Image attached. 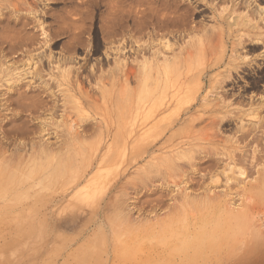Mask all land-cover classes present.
<instances>
[{"label": "rangeland", "instance_id": "obj_1", "mask_svg": "<svg viewBox=\"0 0 264 264\" xmlns=\"http://www.w3.org/2000/svg\"><path fill=\"white\" fill-rule=\"evenodd\" d=\"M249 6L264 0H0V170L13 172V197L23 198L6 218L10 193L0 204V264H264V108L248 115L264 88L242 79L212 90L199 80L232 45L262 62V48L241 46L254 36ZM161 44L170 47L158 64L175 70L162 69L166 95L156 101V85L146 94L138 81ZM229 88L242 98L224 99ZM203 133L217 142L196 141ZM230 144L236 165L224 156ZM210 156L217 166L204 163ZM229 188L240 222L206 199ZM138 227L151 234L109 245Z\"/></svg>", "mask_w": 264, "mask_h": 264}, {"label": "bare ground", "instance_id": "obj_2", "mask_svg": "<svg viewBox=\"0 0 264 264\" xmlns=\"http://www.w3.org/2000/svg\"><path fill=\"white\" fill-rule=\"evenodd\" d=\"M232 1V0H231ZM233 3V2H232ZM252 4V3H251ZM238 6V5H237ZM232 7H235V5L233 4V6ZM239 7V6H238ZM250 8L248 9V12H247V14L248 13H253V14H255V16H257V21L254 23V24H249V23H247V24H245V29H247L246 31L247 32H250L251 34H253L254 36L253 37H248V39H246V41H244L243 43H242V45L241 44H238V45H241V46H244V43L246 42V44H245V46L247 47V53H255V52H257L260 48H262L263 50H264V8H260V7H252V6H249ZM231 11V10H230ZM176 21V20H175ZM242 21V20H241ZM173 24V23H172ZM175 24V23H174ZM233 26H235V25H233ZM164 27V26H163ZM192 28V27H191ZM231 28V27H230ZM159 30H161V29H159ZM162 30H164L163 28H162ZM182 30V29H181ZM186 30V29H185ZM183 32H185V31H183ZM182 32V33H183ZM192 32V31H191ZM190 32V33H191ZM154 33V32H153ZM186 33V32H185ZM170 34V33H169ZM230 37V36H229ZM225 39V38H224ZM221 42L220 43H222L223 41L222 40H220ZM225 41V40H224ZM228 41V40H227ZM138 42V41H137ZM218 42V41H217ZM240 42V41H239ZM127 43H129V42H127ZM131 43V42H130ZM126 44V43H125ZM133 44V43H132ZM138 44V43H137ZM149 44V43H148ZM233 44V43H232ZM232 44H230V45H232ZM151 45V44H150ZM150 45H148V46H150ZM162 45V48L161 49H163L162 51H160V49H159V51L158 50H155L154 52H151L150 54L148 53V60H145L142 64H141V74L139 75V72H138V75L140 76V80L138 81L140 84H141V86H142V88L144 89V91L146 90V94H147V91H151L152 89H151V85H152V87H153V84H155L156 86L154 87L155 88V92H153L152 93V98L154 99V100H159V99H161L162 97L164 98L165 97V95L163 94L164 92H165V90H163L161 87H159V83H160V81H163L162 80V69H164L165 71L166 70H169L170 69V64L167 66V61H165L164 60V64L162 65L161 63L160 64H158L159 62V60L161 59V57H160V52H164L166 49H169V47H170V45L169 44H161ZM235 45V44H234ZM237 45V46H238ZM11 46V45H10ZM124 46V45H123ZM127 46V45H126ZM215 46H217V45H215ZM219 46H221V44L219 45ZM237 46H235L234 48L235 49H237ZM231 47H233V45L232 46H230V51H229V55H227L228 54V52H226V50H223L221 53H222V55L220 56V58H215V60L212 62V64H210L209 66H207L206 67V69L204 70V72H203V74H202V76L200 77V82L201 81H204V82H207L208 83V86L212 89V90H215V89H220V90H222L223 89V87H226V86H232V87H234L235 85H237L239 82H240V80H245L246 82H247V84H248V86H249V88L250 89H253V90H259V89H262V88H264V53L262 54V56H261V58L263 59L262 60V62L261 63H259V64H256L255 62H254V60H253V58L251 59V58H240L239 56H237L238 54H236V51L234 52L233 50H231L232 48ZM127 48V47H126ZM129 48H130V46H129ZM152 48H153V46H150L149 47V49H151L152 50ZM213 48V46L211 47V48H209V51H210V49H212ZM215 48V47H214ZM226 48V47H225ZM7 49V48H6ZM140 49V48H139ZM165 49V50H164ZM171 49V48H170ZM239 49V48H238ZM144 50H146V49H144ZM143 50V51H144ZM212 50H214V49H212ZM211 50V51H212ZM208 51V50H207ZM209 52L210 53V55L211 54H213V51L212 52ZM138 52V51H137ZM140 52V51H139ZM185 52L187 53L186 55H188L189 54V50H185ZM167 53V52H166ZM146 54V53H145ZM247 55V54H246ZM189 56V55H188ZM247 57V56H246ZM65 58V57H64ZM187 61V60H186ZM176 63V62H175ZM182 64V63H181ZM186 64V63H185ZM174 65V64H173ZM189 65V64H188ZM224 65V68L226 69V67H228L227 68V70H226V72L225 71H223V72H225L224 73V75H221L219 72L218 73H214L216 70H218V69H220V67L221 66H223ZM178 67V66H177ZM14 68V67H13ZM140 68V67H139ZM127 70V69H126ZM172 67H171V69H170V73H172V71L173 70H175V69H173L172 71ZM203 70V69H202ZM128 71V70H127ZM153 72V73H152ZM166 72H169V71H166ZM222 72V73H223ZM235 74H234V73ZM128 73V72H127ZM175 73H176V71H175ZM121 74V73H120ZM234 74V75H233ZM240 74V77L238 76ZM129 76V78H133L134 77V75H133V73H131V71H129V73H128V75H127V77ZM133 76V77H132ZM137 76V75H136ZM164 76V75H163ZM78 77V76H77ZM126 77V78H127ZM177 77V76H176ZM178 77H180V75L178 76ZM61 78H62V83H65V84H67L66 83V81L68 80L67 78H66V76L64 75V74H62L61 75ZM67 79V80H66ZM73 79V78H72ZM176 79V78H175ZM174 79V80H175ZM125 80V79H124ZM61 82V81H60ZM166 82V81H165ZM69 83V82H68ZM138 83V84H139ZM163 83V82H162ZM167 83V82H166ZM165 84V83H164ZM150 85V86H149ZM166 85V84H165ZM150 87V89L149 90H147L146 89V87ZM161 86H163V85H161ZM169 86H170V84H169ZM76 87H77V85H76ZM75 87V88H76ZM141 88V87H140ZM164 88L166 89L167 88V85H166V87L164 86ZM45 89V88H44ZM79 89H81V88H79ZM79 89L78 88H76L75 90H77L76 92L79 94ZM167 90V89H166ZM143 91V90H142ZM169 91V90H168ZM232 90L229 88V91H221V92H219V93H221V96L222 97H224V99H226V98H232V99H236V100H239L240 98H242V96L239 94L238 96L237 95H235V94H233V92H231ZM262 91L264 92V89H262ZM261 91V92H262ZM81 94H82V92H80ZM216 93H218V92H216ZM215 93V94H216ZM218 93V94H219ZM143 94V93H142ZM145 93H144V95H146ZM218 94L216 95V96H218ZM85 96L87 95V94H84ZM83 95V96H84ZM216 96H214V97H216ZM146 97V96H145ZM151 97V96H150ZM213 97V98H214ZM147 98V97H146ZM145 98V99H146ZM215 100L214 101H217V102H222V100L219 98V97H217V98H214ZM142 100H143V98H142ZM163 100V99H162ZM211 100V99H210ZM11 101V100H10ZM207 101V100H206ZM209 101V100H208ZM202 102V101H201ZM206 102H204V104H205ZM88 104V103H87ZM221 104V103H220ZM91 105V104H90ZM118 105V104H117ZM116 105V106H117ZM218 105H219V103H218ZM227 105V104H226ZM118 107V106H117ZM219 107H221V108H226L225 106L224 107H222V106H219ZM262 108H264V101L262 102V103H260V107L259 108H257V109H254V110H252L251 112H249V114L248 115H257V113L259 112V110L260 109H262ZM150 112H153V113H156L157 112V109L155 110V108H154V110L153 111H151V109H150ZM148 114V113H147ZM220 122H222V121H220ZM225 122V126L226 127H231L232 126V124L234 123V122H232L231 123V121H224ZM70 130H72V129H70ZM84 130V129H83ZM87 130V129H86ZM70 133H71V131H69ZM68 132V133H69ZM72 134V133H71ZM77 135V134H76ZM251 136V133H249V132H246V133H243L242 135H241V137H240V140L241 141H246L249 137ZM196 139V141H199V142H205V143H209V144H214V143H216L215 142V140H216V138H215V136H214V134H212V133H203V134H200L199 136H197V138H195ZM264 139V138H263ZM85 143V142H84ZM231 143H233L232 141H231ZM230 145H232V144H230ZM77 146V145H76ZM80 149H81V147H80ZM83 149V148H82ZM83 151V150H82ZM81 151V152H82ZM237 151H239L238 150V148H236L234 145H232L231 147H229V152L227 151L225 154H224V156L226 157V159H227V161L229 162V163H232V164H238L239 163V161H240V157L239 156H236L235 155V152H237ZM262 152H263V150H261ZM81 155H83V154H81ZM240 156L242 155V153L241 154H239ZM79 157V156H78ZM242 157V156H241ZM254 157V156H253ZM45 158V157H44ZM184 158V157H183ZM261 158H263L261 155L260 156H258L257 158H252V159H256V163H258V161L259 162H261V161H263ZM32 159V158H31ZM264 159V158H263ZM34 160H36V159H34ZM39 160V159H38ZM46 160V159H45ZM44 160V161H45ZM49 160V159H48ZM206 160V159H205ZM218 160V159H217ZM217 160H212L211 159V156L209 157V158H207V160H206V162H204L205 164H207V165H209V167L210 168H212V167H214V166H217L218 164L217 163H219V161L221 160H219L218 162H217ZM258 160V161H257ZM37 161V160H36ZM171 162V161H170ZM169 162V163H170ZM34 163V162H33ZM42 163H45V162H42ZM172 163V162H171ZM170 163V164H171ZM217 164V165H216ZM2 166V165H1ZM64 167V166H63ZM55 168V167H54ZM60 169V168H59ZM2 170V169H1ZM0 170V171H1ZM13 171V170H12ZM3 172V170L0 172V174ZM239 172H241V171H239ZM262 172V171H261ZM260 172V173H261ZM264 172V171H263ZM5 174H7L6 172H4ZM258 173H259V171H258ZM257 173V175H259ZM3 175V173H2V175H0V204L3 202V199H8L10 202H8V203H10V207H6V209H5V211L4 210H2V211H0V213L1 212H5V213H3V215H5V218H6V216H8L9 214H11L12 215V212L14 211V201L16 200V199H18V198H15L16 196V194L14 195V193L12 192L14 189H13V187H15L14 186V183H12L13 182V179L12 180H8V178H11L10 176H12L11 174H13V172L11 173L10 172V174H7V175ZM60 174V173H59ZM238 174H243V173H238ZM264 174V173H263ZM262 174V175H263ZM259 176H261V175H259ZM259 176H257V177H255V180L257 179V178H259ZM12 177H14V174H13V176ZM263 177H264V175L259 179L260 181H263L264 182V179H263ZM234 179V177L233 176H226L225 175V180L226 181H229V180H233ZM254 180V181H255ZM259 180L257 181H255L254 183L256 184V185H262V184H264V183H260L259 182ZM256 182H259L258 184L256 183ZM260 185V186H261ZM263 186V185H262ZM16 189V188H15ZM243 191H244V189H242ZM246 190V189H245ZM207 191L208 192H210L208 189H207ZM10 193V195H9V197L7 196L8 195V193ZM207 192V193H208ZM11 193H13V195H11ZM185 193V192H184ZM182 194V193H181ZM183 195V194H182ZM210 195V194H209ZM13 196H15V197H13ZM233 197V193L231 192V190H230V188L229 189H227L225 192H223V194L222 193H220V194H215V193H213L212 192V195L209 197L208 196V198H206V196L204 197V199L206 198V199H210V200H212V202H210L211 204L212 203H214V201L215 200H217V203H223V206H222V208L224 207V210L226 209V210H228V206L227 205H231V203H229V199H231L232 197ZM6 197H8V198H6ZM18 197V196H17ZM23 197V196H22ZM186 197H188V196H185V199H186ZM14 198H15V200H14ZM21 198V197H20ZM189 198V197H188ZM7 200V201H8ZM18 200H23V198L22 199H18ZM187 200V199H186ZM4 202H6V201H4ZM4 202H3V204H4ZM205 202H206V200H205ZM205 202H203V203H205ZM207 202H209L208 200H207ZM200 203V202H199ZM189 204V203H188ZM187 204V205H188ZM2 205V204H1ZM187 205H183V209H185V208H188L187 207ZM190 205V204H189ZM191 205H193V204H191ZM204 205V204H203ZM210 205V204H209ZM230 205H229V208H230ZM4 206V205H3ZM6 206V205H5ZM208 205H206V208L208 209V207H207ZM192 207V206H191ZM209 207H211V206H209ZM1 208V207H0ZM215 208V207H214ZM221 208V207H220ZM3 209V208H2ZM199 209H201V208H199ZM191 210V209H190ZM189 210V211H190ZM212 210V209H211ZM216 210V209H215ZM224 210H223V212H224ZM225 210V215L227 214L228 215V212H229V215H230V217L232 218V220H234L235 222H236V220H240L241 221V219H242V217H240V219H235V217L237 216V215H234L235 213L234 212H232V211H230L231 209H229L228 210V212ZM233 211H235L234 209H232ZM245 210H246V208H245ZM185 211V210H184ZM206 211V210H205ZM208 211V210H207ZM216 212H218L219 213V215H220V213H222V212H219V211H216ZM227 212V213H226ZM264 212V211H263ZM215 213V212H214ZM248 213V212H247ZM189 214V213H188ZM223 214V213H222ZM238 214V213H237ZM240 214V213H239ZM243 214V213H242ZM244 214H245V212H244ZM249 214V213H248ZM11 215H10V217H11ZM193 215V214H192ZM206 215V214H205ZM207 215H208V213H207ZM225 215H223V216H225ZM229 215H228V218H229V221L228 222H231L230 220V217H229ZM231 215H234L235 217H234V219H233V217L231 216ZM109 216V215H108ZM241 216V215H240ZM0 217H1V214H0ZM227 217V216H226ZM245 217V216H244ZM2 218V217H1ZM12 218V217H11ZM10 218V219H11ZM237 218V217H236ZM238 218H239V215H238ZM247 218V217H246ZM3 219V218H2ZM9 219V218H8ZM13 219V218H12ZM179 220V219H178ZM237 221V222H238ZM239 221V222H240ZM224 222V221H223ZM1 223V222H0ZM10 223V225H11V222H9ZM13 223V222H12ZM225 223V222H224ZM110 224H112V223H110ZM197 224V223H196ZM196 224H194L195 225V227L193 226V229H191V230H189L188 231V229L186 230V231H188L187 233H186V235H184V237H185V242H189L190 241V233H191V231L192 230H194V229H196L197 227H196ZM219 224V223H218ZM226 224V223H225ZM242 224V223H241ZM158 225V224H157ZM156 225V226H157ZM223 225V224H222ZM110 226H112V225H110ZM119 225H114V226H112V227H114V233L116 234V232H115V229H116V227H118ZM161 226V225H160ZM9 227V226H8ZM181 227V226H180ZM154 228V227H153ZM239 228V227H238ZM246 228H247V226H246ZM250 228V227H249ZM252 228H253V226H252ZM118 229V228H117ZM181 229V228H180ZM186 229V228H185ZM220 229V228H219ZM231 229H233V227L231 228ZM251 229V228H250ZM256 229V228H255ZM136 230V229H135ZM148 230H151V228L150 229H148V227L147 228H140V227H138L137 228V230L135 231V232H130V231H124L125 233V235H127V237H122V238H118L117 237V235H116V237H115V241H116V243L114 244V243H112L113 242V240H112V242H109V245H120L121 243L119 242V241H123V242H125L124 241V239H126V241H127V239H128V237L130 236V237H136L137 235H139V234H141V233H147V234H151V232L150 231H148ZM154 230V229H153ZM184 230V229H183ZM225 230V229H224ZM246 230V229H245ZM113 231V230H112ZM111 231V232H112ZM179 231H181V230H179ZM219 231V230H218ZM227 231V230H226ZM230 231V230H229ZM232 231V230H231ZM150 232V233H149ZM182 232V231H181ZM185 232V231H184ZM173 233V232H172ZM227 234V233H226ZM238 234V233H237ZM121 235V234H120ZM123 235V234H122ZM182 235V234H181ZM192 235V234H191ZM248 235V234H247ZM259 235V234H258ZM98 236V235H97ZM175 236V235H174ZM213 236V235H212ZM219 236H221V235H219ZM232 236H234V234L232 235ZM232 236H231V238H232ZM113 237V238H114ZM130 237H129V239H130ZM193 237V236H192ZM228 237V236H227ZM99 238V237H98ZM182 238V240H183V237H181ZM206 238V237H205ZM229 238V237H228ZM246 238H248V237H246ZM105 239V238H104ZM103 239V240H104ZM128 239V240H129ZM92 240V239H91ZM178 240V239H177ZM214 240H215V238H214ZM235 240V239H234ZM256 240V239H255ZM254 240V241H255ZM264 240V239H263ZM156 241V240H155ZM196 241V240H195ZM219 240H217V242H218ZM224 241V240H223ZM250 241V240H249ZM257 241V240H256ZM261 241H262V239H261ZM92 242V241H91ZM94 242L96 243L95 245H108V244H105V243H107V242H102L101 240H99V239H94ZM162 242V241H161ZM160 242V240H159V243H161ZM184 242V243H185ZM239 242V241H238ZM90 243V242H89ZM163 243V242H162ZM165 243V242H164ZM216 243V242H215ZM229 243V242H228ZM232 243H233V240H232ZM234 243H235V241H234ZM168 244V243H167ZM218 244H219V242H218ZM253 244H255V243H253ZM91 245V244H90ZM157 245V244H156ZM231 245V244H230ZM242 245V244H241ZM248 245V244H247ZM254 246V245H253ZM255 247V246H254ZM246 248V247H245ZM176 249V248H175ZM140 251V250H139ZM126 256V255H125ZM198 256V255H197ZM198 258V257H197ZM195 259V258H194ZM194 262V261H193ZM192 263V262H191Z\"/></svg>", "mask_w": 264, "mask_h": 264}]
</instances>
